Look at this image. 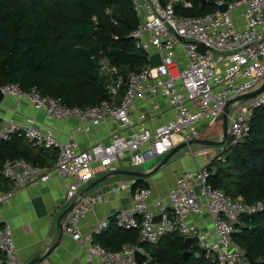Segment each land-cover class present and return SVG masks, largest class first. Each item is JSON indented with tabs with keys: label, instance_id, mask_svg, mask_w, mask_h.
Returning a JSON list of instances; mask_svg holds the SVG:
<instances>
[{
	"label": "built area",
	"instance_id": "built-area-1",
	"mask_svg": "<svg viewBox=\"0 0 264 264\" xmlns=\"http://www.w3.org/2000/svg\"><path fill=\"white\" fill-rule=\"evenodd\" d=\"M130 1L138 18L131 36L135 47L145 52L147 64L124 75L105 57L98 58L107 94L98 104L73 107L35 86L22 89L14 82L0 86V105L11 98L41 111L47 120L76 121L61 140L52 125L39 126L31 117L24 121L0 116V140L18 136L56 150L54 163L47 166L23 158L5 160L0 173L11 186L0 188V204L28 186L66 177L64 201L72 203V208L62 231L79 243L87 264H138L136 251L149 258L143 244L156 243L173 232L183 238L191 236L198 252L204 250L213 264H246L233 233L241 217L261 212L264 202H248L241 195L233 197L213 187L205 167L215 156L210 152L200 165L181 169L164 196L154 199L150 188L140 187L128 207L112 213V219L97 221L90 233L81 232L80 224L95 201L82 190L96 172L134 168L163 157L180 143L200 138L203 131L221 124L227 102L226 143L237 145L250 134L253 111L264 105V90L237 99L264 79V0H215L216 9L201 15L178 13L192 6L188 0ZM223 4L227 8L220 11ZM155 53L161 62L150 67L149 57ZM139 101L154 102L160 115L145 107L134 118ZM103 123L110 125L107 140L79 148L77 137ZM158 214L160 220L154 222ZM111 220L116 226L137 230L136 243L108 250L95 242L93 233L107 229ZM0 253L3 264H23L8 223L0 226Z\"/></svg>",
	"mask_w": 264,
	"mask_h": 264
},
{
	"label": "trees",
	"instance_id": "trees-1",
	"mask_svg": "<svg viewBox=\"0 0 264 264\" xmlns=\"http://www.w3.org/2000/svg\"><path fill=\"white\" fill-rule=\"evenodd\" d=\"M188 1L192 6L179 13L201 15L216 9L215 0ZM137 22L130 0H0V86L10 82L22 89L35 86L73 107L98 104L107 97L98 58L105 57L124 75L147 64L145 52L135 47L131 36ZM21 140L18 136L0 140V171L7 159L43 163ZM205 167L213 187L248 202H264V105L253 111L249 136L237 145L221 146ZM135 184L147 187L141 179ZM235 228L233 238L246 264H264V209L242 216ZM100 236L94 241L119 250L125 243H136L137 230L116 226L111 220ZM182 241L173 232L143 247L156 264H213L196 244L183 259Z\"/></svg>",
	"mask_w": 264,
	"mask_h": 264
},
{
	"label": "crops",
	"instance_id": "crops-1",
	"mask_svg": "<svg viewBox=\"0 0 264 264\" xmlns=\"http://www.w3.org/2000/svg\"><path fill=\"white\" fill-rule=\"evenodd\" d=\"M157 101L162 105L161 99ZM145 107H149L156 113L160 110L154 102L139 101L133 112V117L135 118L136 114L144 110ZM157 115L160 114L158 113ZM164 115L168 116L166 112H164ZM0 116H13L24 121L31 117L39 126L52 125L56 130V135L61 140L67 138L69 129L76 124L74 119L47 120L41 111L32 109L25 102L16 104L11 98H7L0 105ZM109 130L110 125L103 123L94 128L89 134L78 136L77 143L79 148H86L94 142L107 140ZM213 133L212 130L208 131L207 129L202 132V137L200 138L214 139ZM21 142L28 143L33 148L31 150L33 151V157L38 158L40 156L38 160L43 162L41 165L47 166L54 163L55 149L38 147L24 138H22ZM214 151L215 149H211L207 152L216 153ZM207 152H202L200 156L194 154V158H192L186 152L176 151L164 166L148 177H138L127 173L108 174L101 171L96 172L82 190L85 196L91 197L95 201L80 224L81 232L83 234L90 233L97 221L108 218L121 208L128 207L132 202L134 192L140 188V186L135 184L137 180L141 179L147 183V188L152 190L154 199L164 196L166 190L173 185L177 173L183 168H194L196 165L203 163ZM156 158V164L149 167L148 170L140 169L137 171H150L162 159L161 157ZM117 170L132 171L131 168H118ZM104 174H108V176L103 181L89 190H85L91 182ZM2 179L0 188H10V182L3 177ZM66 182V177H53L46 182L33 184L16 192L0 204V226L6 223L11 225L17 252L23 264L34 257L44 255L45 257L36 264H87L85 254L79 243L73 240L71 236L65 234L62 228L58 226L59 215L69 206V202L64 201ZM115 187H117L116 190L112 191V188ZM64 223L65 217L60 220L61 226ZM98 237L103 238L100 233H93V240H97L96 238ZM52 246H55V248L47 254L46 252ZM1 257L0 255V264H2Z\"/></svg>",
	"mask_w": 264,
	"mask_h": 264
},
{
	"label": "water",
	"instance_id": "water-1",
	"mask_svg": "<svg viewBox=\"0 0 264 264\" xmlns=\"http://www.w3.org/2000/svg\"><path fill=\"white\" fill-rule=\"evenodd\" d=\"M201 1H202V3H204L206 0H201ZM226 8H227L226 4H223V5L219 6V10L220 11H224V10H226ZM160 62H161L160 56L157 53H155V54H153V55H151L149 57L148 63H149L150 67H155V66L159 65ZM263 90H264V79H263L262 83L260 84V86L258 88H256L255 90H253V91H251L249 93H246V94H243V95L239 96L237 99H248V98H251V97L256 96L257 94H259ZM2 99H3V94H2L1 89H0V103H1ZM229 104H230V102H227L225 104V106L223 107V110H222V114H221V128H222V132H221V139L220 140L198 138V139L190 140L188 142L180 143V144L176 145L175 147H173L169 152H167L162 157L160 162L148 172H140V171H133V170L132 171H130V170H115V171H113L111 173H127V174L138 176V177H148V176L154 174L162 166H164L168 162L169 158L176 151H178L180 148H182V147H184L186 145H189L191 143H198V144L205 145V146H220V145H223L227 141L228 106H229ZM111 173H108V174H111ZM108 174H104L100 178H98L95 181L91 182L86 187L85 190H89L90 188L94 187L95 185H97L98 183L103 181L108 176ZM71 208H72V203H70L69 206L66 209H64L63 212L59 215L58 220H57L59 228H62V226L60 224V220L67 215V213L71 210ZM159 220H160V215L159 214L155 215L153 217V221L154 222H157ZM182 243H183V246H184V251H183L182 257H183V259H186L192 253V250H193V247H194L193 238L191 236L184 237ZM54 248H55V246H52L51 248H49V250L46 253L48 254ZM201 253L203 254L204 250H201ZM134 255H135V259H136L138 264H141L144 261H146V264H156L152 259L148 258V256L146 254H143V253H140V252L136 251ZM44 257H45V255L41 256V257H34L31 260H29L28 262H26L25 264H36L37 262H40Z\"/></svg>",
	"mask_w": 264,
	"mask_h": 264
},
{
	"label": "rangeland",
	"instance_id": "rangeland-1",
	"mask_svg": "<svg viewBox=\"0 0 264 264\" xmlns=\"http://www.w3.org/2000/svg\"><path fill=\"white\" fill-rule=\"evenodd\" d=\"M212 128H209L208 131L212 130L214 132L213 133V136L215 137L214 140H220L221 139V132H222L221 124H218V125L214 126V129H212ZM221 146H223V145H220V146H205V145H201V144H198V143H191L189 145H186V146L180 148L178 150V152H186L188 155H190L192 158H194V154L196 156L197 155L200 156L202 154V152L204 153V152H207L208 150L215 149L214 152H216V153H214V155H216V154L219 153ZM211 154H212V152H211ZM224 158H225L224 156H221V159H224ZM156 161H157V158L150 159V160L145 161L142 165L134 167V168H131V169L132 170H136V171L140 170V169L146 171V170H148L149 167H152L153 165H155ZM149 258L151 259L150 255H149Z\"/></svg>",
	"mask_w": 264,
	"mask_h": 264
}]
</instances>
